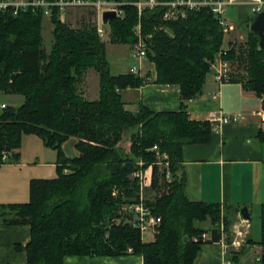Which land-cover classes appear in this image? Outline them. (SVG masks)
Returning <instances> with one entry per match:
<instances>
[{
  "label": "trees",
  "instance_id": "obj_1",
  "mask_svg": "<svg viewBox=\"0 0 264 264\" xmlns=\"http://www.w3.org/2000/svg\"><path fill=\"white\" fill-rule=\"evenodd\" d=\"M122 9L124 17L109 24L112 43L133 46L134 28L141 21L143 35L151 36L146 38L148 59L156 66L157 83L181 90L179 112L126 109L122 92L142 87L147 77L111 73L107 43L96 25L74 29L55 8L54 44L48 52L42 10L0 12V95L25 98L20 107L0 112V162L5 152L11 153V162L18 159L24 135L39 136L59 158L58 178L33 179L28 203L0 206V225L31 227L28 264H65L68 256H121L130 254L129 249L142 255L144 264H193L202 245L222 240L221 205L189 200L185 181L177 174L184 147L212 139L214 125L192 120L186 102L203 94L212 63L224 48L222 27L209 10L165 22L163 9L141 18L134 5ZM247 31L248 43L238 46L230 41L226 59L245 72L234 76L232 83H242L261 98L264 109V50H258L259 37ZM89 69L100 76V97L95 101L80 91ZM130 132L131 149L126 152L121 144ZM71 138L79 140L80 156L74 159L62 148ZM260 138L264 140V132ZM155 146L168 155L165 174L170 173L171 180L156 203L147 204L162 219L160 233L148 243L126 208L139 196L138 171L152 168V188L161 186ZM116 218L120 223L114 222ZM209 218L214 228L211 238H205L209 232L196 224ZM261 221L264 246V206Z\"/></svg>",
  "mask_w": 264,
  "mask_h": 264
},
{
  "label": "crops",
  "instance_id": "obj_2",
  "mask_svg": "<svg viewBox=\"0 0 264 264\" xmlns=\"http://www.w3.org/2000/svg\"><path fill=\"white\" fill-rule=\"evenodd\" d=\"M238 38L249 39V33L234 35L231 41ZM141 75L147 77L145 85L122 92L128 111L138 113L142 107L159 113L181 110L180 88L159 85L154 63L145 61ZM215 95L218 99L214 98ZM186 105L191 119L197 121H210L221 112L242 115L237 123L215 127L209 143L186 145L183 149L184 160L177 174L185 181L189 200L220 204L224 216L221 231L224 227L228 236L220 242L202 245L193 264H264V246L261 245L264 140L260 138V133L264 132L263 100L247 91L242 83L220 86L212 74L207 77L203 94L186 102ZM74 140L75 143L79 141L77 138ZM24 152L18 149L15 162L0 166V206L28 203L33 179H55L59 176V160L55 154L50 156L52 161L36 164L38 169L49 167L42 174L27 162ZM36 155L40 158L39 153ZM145 173L151 176L152 168ZM245 207L249 210V220L241 216ZM196 225L208 232L214 228L210 218ZM208 237L211 238L210 232ZM148 239L151 241L153 238L147 236L145 242ZM30 241V226L0 225V264H28L27 246ZM65 264H144V258L132 253L121 256H68Z\"/></svg>",
  "mask_w": 264,
  "mask_h": 264
},
{
  "label": "built area",
  "instance_id": "obj_3",
  "mask_svg": "<svg viewBox=\"0 0 264 264\" xmlns=\"http://www.w3.org/2000/svg\"><path fill=\"white\" fill-rule=\"evenodd\" d=\"M134 5L138 8L140 18L144 13L148 11H156L163 9V21L176 22L186 19L191 12L209 10L211 11L219 21L222 30L225 34L231 35V33L237 30V27L231 24L226 19V13L231 6H250L254 14H259L264 10V0H139L136 3L118 2L116 0H57L49 2L46 0H0V12H6L13 10L15 12L33 10H42L45 17L52 18L55 8L60 11L61 19L65 16L67 11L72 9L80 10H93L98 14L99 23H97V31L99 36L103 39L108 35V30H105L103 23V14L109 11H115L118 14V18L124 17L125 12L122 9L123 6ZM63 20V19H62ZM137 36V42L131 46L133 57L138 61V66H134L131 69V73L135 76L142 77V69L145 61H148V38L143 35V28L141 21L134 28ZM147 38V39H146ZM231 39L229 40V42ZM229 45V44H228ZM228 45L221 50L215 61L212 63V69L215 71V80L222 86L224 84L232 83V63L226 59V56L230 50ZM148 81V80H147ZM218 99V95L214 96ZM6 104H0V110L6 109ZM241 114L228 115L221 112L220 115L213 116L210 122L214 125V128L221 127L225 124L237 123L241 120ZM153 151L159 153L158 146L153 148ZM11 153H4L0 162V166L10 164ZM143 165V163H140ZM169 166V163L166 162ZM137 177L141 179L143 184L145 179L148 178L144 171H138ZM167 177L171 179V174L168 173ZM127 215L132 217L131 223L134 227L138 228L141 232L142 238L145 241L146 236L156 238L160 233V226L162 219L157 216L153 208L145 204L143 201L137 204H131L126 208ZM131 219V218H130ZM205 238L208 235H204ZM228 236L225 233L224 227H222V240H225ZM133 253L132 249L128 251Z\"/></svg>",
  "mask_w": 264,
  "mask_h": 264
},
{
  "label": "rangeland",
  "instance_id": "obj_4",
  "mask_svg": "<svg viewBox=\"0 0 264 264\" xmlns=\"http://www.w3.org/2000/svg\"><path fill=\"white\" fill-rule=\"evenodd\" d=\"M256 17V14H254L251 10L250 6H231L228 8V11L226 13V19L237 27V30L231 35L225 36V42L224 46L226 47L229 44V40L232 38V36L240 34V33H246L247 25L249 24L248 21L253 20ZM63 21L70 25L74 29L82 28L86 24H92L97 25L99 23L98 14L96 11L91 10H80V9H72L67 11L65 16L62 18ZM105 30H108V35L103 38L102 40L107 43V58L110 63L111 73L113 75H120L125 74L130 71L134 66H138V61L133 57V53L130 49L129 45L124 44H113L112 43V37H111V29L109 26L104 25ZM54 25L51 21L50 17H45L44 23H43V35H44V48L50 52L53 44H54ZM249 39H233L234 45H243L245 46L248 43ZM232 73L233 78L234 76H238L239 74H242L241 76L245 75V72L240 73L237 71V68L235 66H232ZM214 75L215 77V71L212 69L209 75ZM208 75V76H209ZM87 80V81H86ZM100 90H101V84H100V76L97 73L95 69H89L87 73L85 74L83 83L80 85V91L84 95V97L87 100L95 101L100 96ZM24 97L20 95H7L2 96L0 95V104L3 102L6 103L7 106L18 108L22 105L24 102ZM1 112V110H0ZM76 140L74 138H71L63 145V151L66 157L70 159H74V157H79L80 153L78 149L76 148L77 143H75ZM122 149H124L126 152H129L131 149V132L126 134L122 144ZM21 152L22 149L25 150L24 156L27 160V162L32 165V167L35 168V170H40L42 174L44 172L48 171L49 167L38 169L36 167V164H42V163H48L52 161L51 157L56 155L58 158V151L49 148L45 145L43 140L36 135H24L21 143ZM29 150H32V152H28ZM39 153V156L36 154ZM51 156V157H50ZM73 157V158H72ZM168 155L166 153H160L158 154V161H159V167H160V188L155 190L152 188V175L145 179L144 183L142 184L140 181V192L139 196H137L134 199V204L140 203L143 201L145 204H155L156 199L159 195L163 192V190L166 188L165 186L169 183L171 179L167 177L165 172L168 171V165H166V162H168ZM143 163V162H141ZM9 165V164H6ZM142 166V165H141ZM145 172V171H144ZM123 216V214L121 215ZM257 219L255 218L254 224H256ZM114 222L120 223V220L117 218L114 220ZM258 222V221H257ZM147 237V236H146ZM155 239L153 238L151 241L146 240V242H152Z\"/></svg>",
  "mask_w": 264,
  "mask_h": 264
},
{
  "label": "water",
  "instance_id": "obj_5",
  "mask_svg": "<svg viewBox=\"0 0 264 264\" xmlns=\"http://www.w3.org/2000/svg\"><path fill=\"white\" fill-rule=\"evenodd\" d=\"M117 18H118L117 12L115 11L105 12L103 14V23L104 25L109 26L110 22ZM247 29L259 37L258 50L263 51L264 50V10L263 12L257 14L256 17L253 19V21L247 25ZM241 216L246 220L250 219V214L247 207L241 210Z\"/></svg>",
  "mask_w": 264,
  "mask_h": 264
}]
</instances>
